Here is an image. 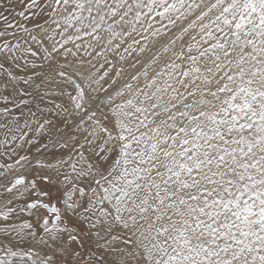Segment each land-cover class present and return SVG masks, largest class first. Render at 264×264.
<instances>
[{
	"label": "snow or ice",
	"instance_id": "snow-or-ice-1",
	"mask_svg": "<svg viewBox=\"0 0 264 264\" xmlns=\"http://www.w3.org/2000/svg\"><path fill=\"white\" fill-rule=\"evenodd\" d=\"M0 264H264V0H0Z\"/></svg>",
	"mask_w": 264,
	"mask_h": 264
}]
</instances>
